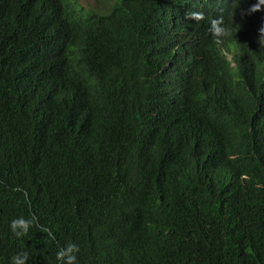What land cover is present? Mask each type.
Returning a JSON list of instances; mask_svg holds the SVG:
<instances>
[{
	"label": "trees",
	"instance_id": "1",
	"mask_svg": "<svg viewBox=\"0 0 264 264\" xmlns=\"http://www.w3.org/2000/svg\"><path fill=\"white\" fill-rule=\"evenodd\" d=\"M87 1L0 0V264H264V10Z\"/></svg>",
	"mask_w": 264,
	"mask_h": 264
},
{
	"label": "clouds",
	"instance_id": "2",
	"mask_svg": "<svg viewBox=\"0 0 264 264\" xmlns=\"http://www.w3.org/2000/svg\"><path fill=\"white\" fill-rule=\"evenodd\" d=\"M262 10H264V0H256V3L252 4L246 11L247 14H251ZM185 19L199 22L204 19V14L199 11L189 10L185 14ZM209 32L217 43L222 42L223 38L230 35V30L224 24L223 16L210 20ZM258 34V43L260 47H264V25L258 28ZM32 227H40L41 232L46 233L49 239L55 240V235L48 228L39 225L38 218L35 214H31L28 218L20 216L10 222V230L17 238L26 236ZM78 252L79 246L74 243L59 246L56 253V260L58 264H78L76 255ZM28 259L29 254L27 252L16 253L11 257L10 264H27Z\"/></svg>",
	"mask_w": 264,
	"mask_h": 264
},
{
	"label": "rangeland",
	"instance_id": "3",
	"mask_svg": "<svg viewBox=\"0 0 264 264\" xmlns=\"http://www.w3.org/2000/svg\"><path fill=\"white\" fill-rule=\"evenodd\" d=\"M87 3L88 5H91V6L99 5L101 9H106V6L109 3V0H88Z\"/></svg>",
	"mask_w": 264,
	"mask_h": 264
}]
</instances>
